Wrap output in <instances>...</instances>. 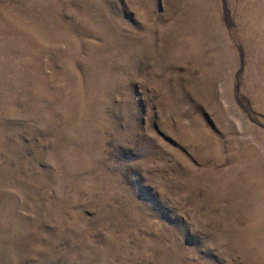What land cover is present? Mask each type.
Instances as JSON below:
<instances>
[{"label": "rangeland", "instance_id": "obj_1", "mask_svg": "<svg viewBox=\"0 0 264 264\" xmlns=\"http://www.w3.org/2000/svg\"><path fill=\"white\" fill-rule=\"evenodd\" d=\"M0 264H264V0H0Z\"/></svg>", "mask_w": 264, "mask_h": 264}]
</instances>
